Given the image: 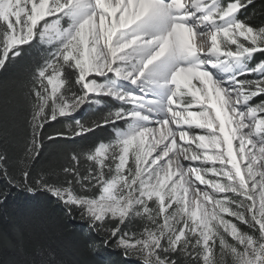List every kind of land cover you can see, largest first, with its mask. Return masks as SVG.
Here are the masks:
<instances>
[{
  "label": "snow or ice",
  "instance_id": "obj_1",
  "mask_svg": "<svg viewBox=\"0 0 264 264\" xmlns=\"http://www.w3.org/2000/svg\"><path fill=\"white\" fill-rule=\"evenodd\" d=\"M256 9L0 0V214L44 197L123 264H264V0L259 23ZM53 146L63 163L37 171ZM28 232L0 230V264H73Z\"/></svg>",
  "mask_w": 264,
  "mask_h": 264
},
{
  "label": "trees",
  "instance_id": "obj_2",
  "mask_svg": "<svg viewBox=\"0 0 264 264\" xmlns=\"http://www.w3.org/2000/svg\"><path fill=\"white\" fill-rule=\"evenodd\" d=\"M256 3L257 16L254 22L259 23L262 18L259 15L261 0H256ZM24 67L25 65H18L12 69V72L20 75L23 73ZM88 118L89 115H86L85 119ZM24 135L21 121L15 137L10 138L7 145L9 156L13 161L21 154ZM95 139V137H90L88 141L81 143H92ZM61 163H63V155L56 147H49L39 158L36 170L47 169ZM54 207V205H49L44 197L32 198L19 194L11 200L7 212L0 214V230L10 231L13 223L27 225L29 232L25 243L30 248L54 247L73 264H123V258L117 252L103 249L96 253L90 251L86 247L89 240L87 227L83 226L78 219L68 217L58 209L53 211ZM0 255H3L5 259L8 258L2 248H0Z\"/></svg>",
  "mask_w": 264,
  "mask_h": 264
},
{
  "label": "bare ground",
  "instance_id": "obj_3",
  "mask_svg": "<svg viewBox=\"0 0 264 264\" xmlns=\"http://www.w3.org/2000/svg\"><path fill=\"white\" fill-rule=\"evenodd\" d=\"M200 187H201V188H203L204 186H203V185H201Z\"/></svg>",
  "mask_w": 264,
  "mask_h": 264
}]
</instances>
